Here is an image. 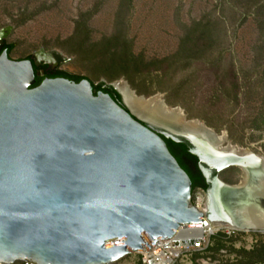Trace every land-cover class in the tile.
<instances>
[{
	"label": "water",
	"instance_id": "95a60500",
	"mask_svg": "<svg viewBox=\"0 0 264 264\" xmlns=\"http://www.w3.org/2000/svg\"><path fill=\"white\" fill-rule=\"evenodd\" d=\"M10 31L0 30V38ZM10 56L0 55V264H117L203 218L246 226L238 211L252 199L245 179L217 181L200 210L191 202L190 178L161 136L203 145L192 152L200 161L212 158L217 171L237 167L255 185L264 178L261 154L232 146L225 133L218 140L185 114L177 127L138 116L119 81L93 84L80 76L78 83L43 79L32 87L39 75L33 64ZM97 85L112 88L120 101L93 94ZM191 120L202 124L201 134L184 126Z\"/></svg>",
	"mask_w": 264,
	"mask_h": 264
},
{
	"label": "rangeland",
	"instance_id": "374dc122",
	"mask_svg": "<svg viewBox=\"0 0 264 264\" xmlns=\"http://www.w3.org/2000/svg\"><path fill=\"white\" fill-rule=\"evenodd\" d=\"M6 27L10 55L56 51L67 73L160 96L187 119L207 127L209 120L232 146L264 157V0H0V30ZM200 33L204 42L191 50L188 36ZM231 68L240 81L251 79V89L236 102L229 87V102L207 108L211 83ZM191 202L204 207L203 193L195 190ZM239 255L231 264H264V243ZM119 262L139 264L131 254Z\"/></svg>",
	"mask_w": 264,
	"mask_h": 264
},
{
	"label": "built area",
	"instance_id": "2783aa9c",
	"mask_svg": "<svg viewBox=\"0 0 264 264\" xmlns=\"http://www.w3.org/2000/svg\"><path fill=\"white\" fill-rule=\"evenodd\" d=\"M195 206L203 210L205 204L204 207ZM203 220L204 223L180 227L169 239L157 240L149 252L130 254L138 257L139 264H219L220 260L231 264L239 261L240 252L252 251L264 243V230L237 229L224 223H212L206 218ZM214 254L219 261L212 260Z\"/></svg>",
	"mask_w": 264,
	"mask_h": 264
},
{
	"label": "flooded vegetation",
	"instance_id": "af4514ba",
	"mask_svg": "<svg viewBox=\"0 0 264 264\" xmlns=\"http://www.w3.org/2000/svg\"><path fill=\"white\" fill-rule=\"evenodd\" d=\"M9 33H2L4 37L0 38V55L2 54V52L5 51L8 59L13 60L10 54L14 48V45L7 41ZM10 45H12L13 47L10 52H8V47ZM48 53H51V51H43L42 53L38 51L33 55L23 59L29 60L33 64V70L35 72H38L39 74L36 78H40L41 81L43 79L62 78L75 83L79 82L72 79L71 76L67 77L65 75H62L63 72H67L62 68L64 64L63 58H61L56 53H52L50 54V56H48ZM101 88L102 90H97V92L101 91L104 94H108L116 102L120 101V97H117L118 94L115 93L112 88L102 86ZM155 129L158 132L165 133V131H163L162 129ZM161 138L165 142L171 155L176 159L179 166L185 171V173L190 178L192 188L196 186L192 194L195 190L202 192L204 195L205 203L208 200L207 194L212 193L215 189H217V181L226 185H239L244 182L245 176L239 168L228 167L226 169H223L222 171H217L213 166L212 158L203 157V160L200 161L195 155L192 154V152L198 149V146L201 148L203 145L198 143V145L196 146L195 144L187 142L183 139H181L182 142H174L164 136H161ZM237 172L239 173V175H235ZM222 195L220 192L218 201L220 204H223V201L224 203L226 201V199Z\"/></svg>",
	"mask_w": 264,
	"mask_h": 264
},
{
	"label": "bare ground",
	"instance_id": "6f19581e",
	"mask_svg": "<svg viewBox=\"0 0 264 264\" xmlns=\"http://www.w3.org/2000/svg\"><path fill=\"white\" fill-rule=\"evenodd\" d=\"M118 89L123 94L127 105L138 116L152 123L164 124L171 127H177L183 124L184 113L179 108L168 107L160 96H154L150 99L138 96H136L137 98H133L135 94H133L125 82H120ZM191 121L184 125L187 130L190 129V131L197 135L201 134L202 124L193 120ZM224 139V135L218 137L220 141ZM244 185L248 188V192L252 198L248 201L250 203L247 206L238 210L241 219H243L242 222L246 226L241 228L232 227L245 230H264V178L259 179L258 185H255L249 182L247 176L245 177Z\"/></svg>",
	"mask_w": 264,
	"mask_h": 264
},
{
	"label": "trees",
	"instance_id": "16d2710c",
	"mask_svg": "<svg viewBox=\"0 0 264 264\" xmlns=\"http://www.w3.org/2000/svg\"><path fill=\"white\" fill-rule=\"evenodd\" d=\"M203 36L204 33L193 34L190 37L188 36L187 42L191 43V48H190L191 50H195L197 47H199V44L203 41L202 40ZM12 47H13L12 45L8 47V52H10ZM228 71H229V76H226V78H223V80H221L220 78H215V80L211 83L212 94L206 97L204 100V103L208 106L207 108H210L211 110H215L218 106H220L224 102H229L231 100L227 92V89L229 87L232 88V92H233L232 97L233 100L236 102L238 101V95L241 91L251 89L252 82L250 78H245L242 79V81H240V78L234 72L233 68L229 69ZM62 75H65L67 77L71 76L72 79H74L77 82L83 79V77L76 76L74 74H69L67 72H63ZM40 82H41L40 78H35V84L32 87L37 86ZM97 90H102L101 85H97L93 87V94H96ZM117 97L119 96L117 95ZM203 120L206 122V124L209 127L216 129V127L212 125V123H210L209 120L207 119H203ZM195 188L196 186L192 188V192Z\"/></svg>",
	"mask_w": 264,
	"mask_h": 264
}]
</instances>
